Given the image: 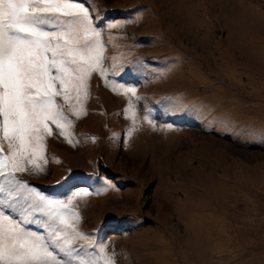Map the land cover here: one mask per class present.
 <instances>
[{
	"label": "rangeland",
	"instance_id": "obj_1",
	"mask_svg": "<svg viewBox=\"0 0 264 264\" xmlns=\"http://www.w3.org/2000/svg\"><path fill=\"white\" fill-rule=\"evenodd\" d=\"M85 6L105 75L92 73L79 117L74 93L56 98L72 143L50 125L44 171L16 176L20 197L86 191L70 208L88 240L66 254L42 213L23 223L30 201L0 210L64 264L98 260L101 246L114 264H264V0Z\"/></svg>",
	"mask_w": 264,
	"mask_h": 264
},
{
	"label": "snow or ice",
	"instance_id": "obj_2",
	"mask_svg": "<svg viewBox=\"0 0 264 264\" xmlns=\"http://www.w3.org/2000/svg\"><path fill=\"white\" fill-rule=\"evenodd\" d=\"M86 0H0V209H13L21 190L28 189L16 173L44 169V140L51 136L50 125L70 139L71 125L56 98H72L80 103L77 117L83 112L81 96H87L92 73L105 75L101 33L93 24ZM135 95L134 89H129ZM133 122L135 114L133 113ZM15 186V191L13 190ZM88 195L76 192L65 202L28 191L20 197L30 201L23 208V223L40 212L48 218L51 243L70 254L73 240L88 237L79 232L73 221L78 214L70 205ZM91 243V242H89ZM89 245H83L87 247ZM100 257L81 259L79 264H114L103 246ZM0 264H64L57 259L45 238L26 230L20 220L0 210Z\"/></svg>",
	"mask_w": 264,
	"mask_h": 264
}]
</instances>
